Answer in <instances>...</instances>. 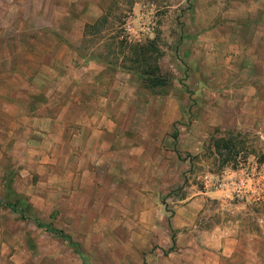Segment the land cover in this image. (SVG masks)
Segmentation results:
<instances>
[{"label": "rangeland", "instance_id": "rangeland-1", "mask_svg": "<svg viewBox=\"0 0 264 264\" xmlns=\"http://www.w3.org/2000/svg\"><path fill=\"white\" fill-rule=\"evenodd\" d=\"M255 1L0 0V264L186 263L184 253L202 243L183 237L217 231L221 178L264 166V18L252 16ZM82 18L90 22L77 46L65 37L67 45H57L56 34L73 38ZM137 44L155 49L149 54L167 83L162 92L142 89L136 75L120 68ZM74 48L101 68L98 76H107L109 85L117 73L120 82L137 83L139 98L129 103L124 122L135 134L148 124L159 151L150 162L130 160L141 159V139L137 149H123L126 161L100 162L88 171L92 177H75L81 165L76 155L63 153L24 121L30 99L41 103L46 96L37 94L45 87L36 92L23 82L29 75L53 76L49 55L70 59L54 75L79 74ZM28 92L36 94L24 105L9 103ZM218 137L234 145L223 163L228 150L218 154L211 147ZM145 168L155 173L150 185L166 187L155 205L162 219L153 205H123L129 180L140 182L137 173ZM192 200L194 226L172 228L175 208ZM151 215L161 223L156 234L143 226ZM187 215L183 210L178 217ZM35 220L69 241L36 227Z\"/></svg>", "mask_w": 264, "mask_h": 264}, {"label": "crops", "instance_id": "crops-1", "mask_svg": "<svg viewBox=\"0 0 264 264\" xmlns=\"http://www.w3.org/2000/svg\"><path fill=\"white\" fill-rule=\"evenodd\" d=\"M255 7L252 16L258 19L264 18V0H256ZM85 22L90 21L82 18L81 27L73 38L62 32L56 34L55 43L66 46L65 39H67L77 46L82 38V26ZM73 51V66L77 68L79 74L75 71L73 75H54L55 67L61 68L67 63L69 65L70 59L68 62L65 61L66 58L60 61L59 58L49 55L53 76L29 75L26 82H23L35 88V91L45 87L37 94H42L43 98L46 96V100H42L44 103H35L30 99L33 102L29 103L28 109L23 112L24 116L26 115L24 121L31 123L33 132L48 138L51 144L57 146L63 153L76 155L75 161H80L81 165L80 170L75 172V177H92L94 173L88 171H95L96 165L100 162L111 165V159L126 161L127 158L124 157L126 153L122 152L123 149L125 147L137 149L141 139L146 142L145 150L141 152V159L138 156L130 160L150 162L159 151L155 149V136L149 131L148 124L143 125L140 134H135L124 122L125 115L129 114L132 108L129 103L133 101L136 103L139 98L135 89L137 83L135 82L132 87V84H127L131 83V79L120 82L119 78L122 74L117 73L112 78L118 79L109 85L105 82L107 76H98L101 68L95 67L93 60L86 61L87 57L79 54L77 48ZM97 85L102 87V92L96 90ZM63 86L66 87L65 90H62ZM47 89L50 91L44 94ZM36 92L33 95L28 92L25 97L23 95L11 99L9 103L15 106L24 105L25 99L29 100ZM67 174L72 176V173ZM137 175L141 178L140 182L132 183L129 180L130 185L126 188L128 192H123V205H153L152 211L157 212L162 219V208L155 205H161L160 196L166 191V187L161 181L154 184L155 173L146 168ZM149 177H154L153 185H150ZM194 203L195 200H192L184 207L175 208L173 216L169 219L172 228L183 225L194 226ZM183 210L186 211V215L189 214L184 219L178 217ZM160 224L152 218V215L143 222V226L149 228L147 232L155 234L158 230L154 228ZM216 230L200 235V240L191 233L183 237L185 240L189 239L191 244L202 243L193 254L190 251L189 253H184L185 250L181 251V254H186L187 261L191 260L193 264H264V205L232 203L221 193V219ZM187 261L185 264H188Z\"/></svg>", "mask_w": 264, "mask_h": 264}, {"label": "trees", "instance_id": "trees-1", "mask_svg": "<svg viewBox=\"0 0 264 264\" xmlns=\"http://www.w3.org/2000/svg\"><path fill=\"white\" fill-rule=\"evenodd\" d=\"M128 57L126 58L127 65H121L120 68L125 70L128 73L136 75L139 79L140 86L142 89L147 91H154L156 89L160 91H155L157 93L162 92V89L167 85L163 77L158 73L157 63L155 58L152 57L149 53L155 52L151 44L146 45H133L128 48ZM152 61V62H151ZM215 153L220 154L221 149H227L228 153L226 158L222 160V163L229 157L231 158V152L234 149V145L231 144L229 139H221L220 137L214 139L211 145ZM228 158V159H229ZM227 159V160H228ZM11 210L16 211L14 205H7ZM21 215V213H20ZM22 216V215H21ZM36 227H42L45 231H51L56 237L64 238L69 241V238L62 234L60 231L53 228H49L48 225H43L38 221H34ZM70 243V242H69Z\"/></svg>", "mask_w": 264, "mask_h": 264}, {"label": "built area", "instance_id": "built-area-1", "mask_svg": "<svg viewBox=\"0 0 264 264\" xmlns=\"http://www.w3.org/2000/svg\"><path fill=\"white\" fill-rule=\"evenodd\" d=\"M125 38L130 41L128 27H124ZM207 177L204 176L205 184ZM221 193L230 201L237 199L238 202H251L253 204L264 200V166L258 171L250 173L240 171L238 175H230L221 178Z\"/></svg>", "mask_w": 264, "mask_h": 264}]
</instances>
